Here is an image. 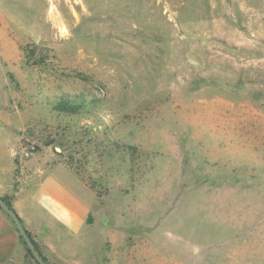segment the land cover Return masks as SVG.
<instances>
[{
    "label": "rangeland",
    "instance_id": "obj_1",
    "mask_svg": "<svg viewBox=\"0 0 264 264\" xmlns=\"http://www.w3.org/2000/svg\"><path fill=\"white\" fill-rule=\"evenodd\" d=\"M0 123L85 206L78 247L23 195L70 264H264V0H0Z\"/></svg>",
    "mask_w": 264,
    "mask_h": 264
},
{
    "label": "crops",
    "instance_id": "obj_2",
    "mask_svg": "<svg viewBox=\"0 0 264 264\" xmlns=\"http://www.w3.org/2000/svg\"><path fill=\"white\" fill-rule=\"evenodd\" d=\"M15 177V153L13 149V136L6 127L0 123V198L9 197L17 216L21 219L23 227L33 236L35 242L44 245L48 256L54 259L55 264L60 259L61 263L70 264L75 255L61 258L53 253L45 235L32 231L30 222L27 221L22 209L23 195L26 193L30 201L31 211L45 216L52 228H56L62 234L77 239V245L81 243V229H84L85 206L76 200L68 190L67 182L56 174L48 175L39 185L32 184L28 176L19 178V184L14 189ZM14 189V190H13ZM25 191V192H24ZM12 195L9 196V194ZM77 201V202H76ZM1 208V207H0ZM2 209V208H1ZM0 209V264H9L22 253V243L15 229L13 221ZM68 238V237H67ZM84 242V240H83ZM67 244L70 245L68 242ZM78 245V247H80ZM84 246V244H83ZM84 252V250H83ZM52 256H50V254ZM84 254V253H83ZM82 254V256H84ZM77 259L80 253L76 252ZM75 263V262H74ZM80 264V263H76Z\"/></svg>",
    "mask_w": 264,
    "mask_h": 264
},
{
    "label": "trees",
    "instance_id": "obj_3",
    "mask_svg": "<svg viewBox=\"0 0 264 264\" xmlns=\"http://www.w3.org/2000/svg\"><path fill=\"white\" fill-rule=\"evenodd\" d=\"M82 104L81 103H76V102H73V101H70V100H60L58 103H56L55 105H54V109L56 110V111H58V112H61V113H67V114H77L80 110H81V108H82V106H81ZM2 200H3V202H4V204L8 207V208H10L11 210H14L13 209V207H12V204H11V202H10V199L9 198H7V197H3V198H1ZM1 209V208H0ZM2 210V209H1ZM4 212V211H3ZM5 213V212H4ZM6 214V213H5ZM7 215V214H6ZM8 216V215H7ZM9 217V216H8ZM10 218V217H9ZM11 219V218H10ZM12 220V219H11ZM19 220H20V222H21V224H22V221H21V219L19 218ZM14 223V222H13ZM14 226H15V224H14ZM23 226V225H22ZM24 228V227H23ZM15 229H16V231L18 232V230H17V228H16V226H15ZM24 230H25V232L27 233V235H28V237L30 238V240H31V242H32V244L34 245V247H35V249L39 252V248H38V246H37V244H36V242L34 241V239L32 238V235L24 228ZM18 234H19V232H18ZM19 239H20V241H21V243H22V245L24 246V249H25V252L27 253V254H29L32 258H34L33 256H32V254H31V252H30V250L28 249V247L26 246V244H25V242H24V240H23V238H22V236L19 234ZM43 258V260L44 261H46V259L44 258V257H42ZM36 261V260H35ZM37 263V262H36ZM38 264V263H37Z\"/></svg>",
    "mask_w": 264,
    "mask_h": 264
},
{
    "label": "water",
    "instance_id": "obj_4",
    "mask_svg": "<svg viewBox=\"0 0 264 264\" xmlns=\"http://www.w3.org/2000/svg\"><path fill=\"white\" fill-rule=\"evenodd\" d=\"M0 207L2 208V210L13 220L19 234L22 236L26 246L28 247V249L30 250V252L32 253L33 257L35 258L36 262L38 264H47L37 253L34 245L32 244L30 238L28 237L27 233L25 232L19 217L17 216L16 212L14 210H11L10 208H8L3 200L0 198Z\"/></svg>",
    "mask_w": 264,
    "mask_h": 264
}]
</instances>
